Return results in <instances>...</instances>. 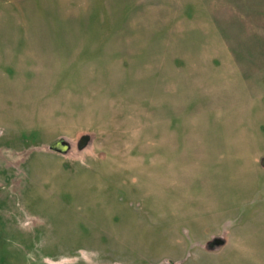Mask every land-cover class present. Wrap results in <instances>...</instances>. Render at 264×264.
Here are the masks:
<instances>
[{"label":"rangeland","instance_id":"obj_1","mask_svg":"<svg viewBox=\"0 0 264 264\" xmlns=\"http://www.w3.org/2000/svg\"><path fill=\"white\" fill-rule=\"evenodd\" d=\"M0 264H264V0H0Z\"/></svg>","mask_w":264,"mask_h":264},{"label":"water","instance_id":"obj_2","mask_svg":"<svg viewBox=\"0 0 264 264\" xmlns=\"http://www.w3.org/2000/svg\"><path fill=\"white\" fill-rule=\"evenodd\" d=\"M87 139H88V136H84L81 140V144H83ZM68 147H69L68 141H66L65 139L60 140L52 145V149L55 151H58V148H63V149L66 148L68 150ZM66 149L64 150V153H66ZM216 244L217 245L224 244V241L217 240Z\"/></svg>","mask_w":264,"mask_h":264},{"label":"flooded vegetation","instance_id":"obj_3","mask_svg":"<svg viewBox=\"0 0 264 264\" xmlns=\"http://www.w3.org/2000/svg\"><path fill=\"white\" fill-rule=\"evenodd\" d=\"M84 137V136H83ZM82 137V138H83ZM82 138H81V140H82ZM63 139H65L66 141H68L66 138H61V139H59L58 141H60V140H63ZM81 140H79V142H78V148L80 149V150H83L84 148H86L87 146H88V144L91 142V138H90V136H88V139L83 143V144H81ZM58 141H56V142H58ZM56 142H54V143H56ZM53 143V144H54ZM52 144V145H53ZM68 144H69V147H68V150L66 149V153H64V150L65 149H63V148H58V151H55V150H53L52 149V145H51V149L53 150V151H55V152H60V153H62V154H68L71 150H72V145H71V143L68 141Z\"/></svg>","mask_w":264,"mask_h":264}]
</instances>
